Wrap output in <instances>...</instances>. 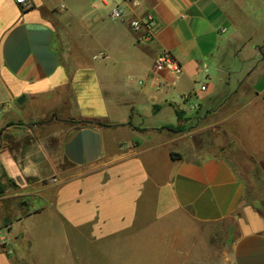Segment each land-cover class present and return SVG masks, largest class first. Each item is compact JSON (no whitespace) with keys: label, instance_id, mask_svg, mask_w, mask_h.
Listing matches in <instances>:
<instances>
[{"label":"crops","instance_id":"1","mask_svg":"<svg viewBox=\"0 0 264 264\" xmlns=\"http://www.w3.org/2000/svg\"><path fill=\"white\" fill-rule=\"evenodd\" d=\"M31 3L0 0V264H205L231 219L264 264V0Z\"/></svg>","mask_w":264,"mask_h":264},{"label":"rangeland","instance_id":"2","mask_svg":"<svg viewBox=\"0 0 264 264\" xmlns=\"http://www.w3.org/2000/svg\"><path fill=\"white\" fill-rule=\"evenodd\" d=\"M251 72V71H250ZM249 72V73H250ZM256 75H259L262 73V70L255 71ZM240 84L237 85L239 87ZM259 88H264V74L263 77H261L260 84L258 86ZM258 88V89H259ZM193 99H191L190 103H192ZM247 100H242L241 103H246ZM19 110V108H18ZM27 113V118L25 122L32 120L33 117H36L34 113H28L29 108L24 109ZM185 110L188 111L189 108L185 107ZM22 111V108H21ZM40 114V113H39ZM43 113L41 114V116ZM46 115L44 114V118ZM27 204H29V208H32L33 205H38V201L36 199L28 198ZM238 224L237 220L231 219L224 221L222 223L216 224V225H209V226H199L193 223V228H196L201 231V238L202 240L207 241V248L202 247L205 251H198L194 252L193 248V262L198 261L200 259H206L207 261L205 264H229L228 259L232 247V242L235 239V235L237 234ZM206 248V249H205Z\"/></svg>","mask_w":264,"mask_h":264},{"label":"built area","instance_id":"3","mask_svg":"<svg viewBox=\"0 0 264 264\" xmlns=\"http://www.w3.org/2000/svg\"><path fill=\"white\" fill-rule=\"evenodd\" d=\"M15 1L17 2V4L22 5L25 9H30L32 7L31 0H15ZM112 16L116 20H121L124 18V11L119 7H115L113 9ZM154 22H155L154 18L150 17L144 22L134 23L133 26L135 31H140L141 29L145 28L147 31H146V36L144 38L145 40H148L151 38V28L153 27ZM155 71L157 73L167 72L174 77H178L182 74L183 68L170 52L165 51L161 53V55L157 59L155 64ZM205 89H206L205 87H202V90ZM3 109L4 107L0 105V113L3 111Z\"/></svg>","mask_w":264,"mask_h":264},{"label":"trees","instance_id":"4","mask_svg":"<svg viewBox=\"0 0 264 264\" xmlns=\"http://www.w3.org/2000/svg\"><path fill=\"white\" fill-rule=\"evenodd\" d=\"M80 126H94V125H101V124H97V123H93V122H87V121H80L79 122ZM169 130L173 131V132H182L183 129L182 128H175V127H168Z\"/></svg>","mask_w":264,"mask_h":264},{"label":"water","instance_id":"5","mask_svg":"<svg viewBox=\"0 0 264 264\" xmlns=\"http://www.w3.org/2000/svg\"><path fill=\"white\" fill-rule=\"evenodd\" d=\"M262 57L264 59V55ZM24 102H25V98H21V99H19L18 104L22 105Z\"/></svg>","mask_w":264,"mask_h":264}]
</instances>
